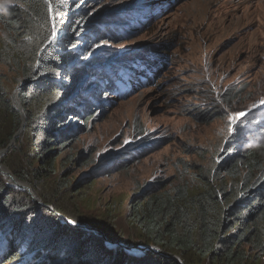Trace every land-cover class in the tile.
Instances as JSON below:
<instances>
[{
  "label": "rangeland",
  "instance_id": "1",
  "mask_svg": "<svg viewBox=\"0 0 264 264\" xmlns=\"http://www.w3.org/2000/svg\"><path fill=\"white\" fill-rule=\"evenodd\" d=\"M9 5L11 0H0V6ZM79 10L116 15L111 28L125 25L128 32L124 37L110 32L108 40L97 42L79 38L78 49H93L92 59L98 62L95 67L101 70L97 74L94 69L80 85L88 89L89 82L97 80L103 99L90 116L71 120L70 143L57 160L56 174L44 176L35 188L23 183L32 187L37 199L29 197L34 204L42 207L50 200L73 218L82 215L78 218L82 222H69L92 228L94 231L77 227L98 234L107 246V241L140 246V235L127 219L131 204L185 183L198 185L200 175L214 170L232 148L233 131L240 129L247 117L264 114V0H86ZM116 32L119 34L120 29ZM64 35L65 30L60 29L59 40ZM102 35L108 33L102 31ZM3 36L0 24V45ZM133 52L145 58L131 61L125 69L133 72L128 79L138 77L141 85L125 97H117L115 88L114 96L104 93L109 77L117 81L115 68L122 64L120 57ZM110 58L112 69L105 64ZM145 59H155L157 63L149 70L154 73L153 80L143 83L144 76L139 78L132 67L143 65L148 69ZM13 73L0 67L12 102L23 88L15 82ZM19 86L22 87L16 93ZM119 87L122 92L128 85L122 82ZM94 88L82 89L84 97H91ZM22 108L24 111L23 105ZM24 114L27 121L25 111ZM9 131L10 125L4 135ZM16 135L15 142L11 145V140L5 148L1 162L11 156V161L29 165L31 160L25 153L30 134L26 126ZM42 138L40 133L36 146H40ZM0 176L14 187L8 176L1 172ZM221 182L233 188L228 178H221ZM62 187L63 194L53 200ZM18 201L27 205L25 198ZM49 209L54 211L52 206ZM21 214L20 221H25L28 213ZM49 216L39 212L29 225H40L44 236L52 235ZM94 237L95 244L99 243ZM52 238L59 244L68 243L63 232ZM0 246H5L1 236ZM260 258L263 260L259 264H264L261 253L254 255L249 264H257ZM114 262L123 264L120 258Z\"/></svg>",
  "mask_w": 264,
  "mask_h": 264
},
{
  "label": "trees",
  "instance_id": "2",
  "mask_svg": "<svg viewBox=\"0 0 264 264\" xmlns=\"http://www.w3.org/2000/svg\"><path fill=\"white\" fill-rule=\"evenodd\" d=\"M85 1L52 0L48 4L45 0H11L12 5L0 6L4 35L0 45V67L5 66L9 72H14L15 82L23 85L19 99L26 112L25 126L30 134L25 156L31 160L25 167L6 156L2 164L19 181L34 188L44 176L56 174L57 160L70 143L71 120L90 116L98 110L103 99L102 87H98L97 80H91L88 89L80 85L94 69L98 70L97 74L101 70L95 67L98 62L92 59L93 49H78L79 38L84 36L97 42L99 39L108 40L110 32L119 37L128 32L125 25L111 28L110 23L115 22L116 15L102 12L94 15L79 10ZM54 25L65 30V35L58 45L50 47ZM117 29H120L119 34ZM102 31L108 35H102ZM88 44L89 41L85 45ZM142 56L140 52L121 56L122 64L115 68L117 81L109 77L104 93L114 96L116 83L130 74L125 67H130L131 61L138 62ZM112 60L105 62L109 69H112ZM145 60L149 62L148 69L143 65L132 67L139 78L144 76V83L153 80L154 73L149 70L157 63L155 59ZM75 61L78 62L74 64ZM5 78L0 74V150L7 147L23 124L21 114L7 94ZM93 87L91 97H84L81 90ZM122 93L119 87L116 96L125 97ZM261 118L264 114L249 116L240 129L233 131L230 138L234 141L232 148L214 170L200 175V180H196L198 185L185 183L171 191L138 198L131 204L127 219L140 235L137 245L159 247L181 257L186 264H203L205 261L249 264L257 253L264 255V120ZM37 120L42 123L37 124ZM9 125L10 131L4 135ZM40 133L43 138L38 147L35 144ZM221 178L231 180L233 188H229L227 182L222 183ZM63 191V187L59 188L53 200ZM24 198L27 205L18 201ZM50 206L54 211L49 209ZM24 211L28 213L27 219L20 221ZM39 212L50 215L51 234L56 236L63 232L68 243L54 242V236L43 235L40 225H29ZM58 214L76 223L83 221L78 220L82 215L73 218L62 206L54 207V201L48 200L44 206H37L26 191L8 185L0 176V236L5 241V246H0V264H12L18 259L21 264H115L117 258L123 264H177L153 252L137 258L129 255L123 247L109 248L99 240L98 234L71 227L63 223ZM94 236L98 237L99 243L95 244ZM120 243L128 247L133 245L128 241ZM262 260L260 258L257 264Z\"/></svg>",
  "mask_w": 264,
  "mask_h": 264
},
{
  "label": "water",
  "instance_id": "3",
  "mask_svg": "<svg viewBox=\"0 0 264 264\" xmlns=\"http://www.w3.org/2000/svg\"><path fill=\"white\" fill-rule=\"evenodd\" d=\"M23 86V85H22ZM22 86H19L17 87V90H16V93L18 92V90L22 87ZM13 103H14V107L19 111V113L21 114V118H22V121H23V124L22 126L20 127V129L18 130V133H20L23 129V127L25 126V114H24V111H23V108H22V104L19 100V96L18 94L15 95L13 97ZM17 135L15 136V138L13 139L11 145L15 142V139H16ZM5 150V149H4ZM7 150L5 151H1L0 152V172L3 173L4 175L8 176L10 181H14V183H12V185H15L14 187L20 189V190H23V191H26L28 194H30L32 196V198L35 200L36 196L33 195L32 191V187L29 186L28 184H25L19 180H17V178L11 174L9 172V170L7 168H5V166L2 164L1 162V158L3 156L4 153H6ZM37 199V198H36ZM38 203V202H37ZM39 205H41L39 203ZM58 217L66 224L70 225V226H76L74 224H72L71 222H69V220H67L64 216L58 214ZM76 227H82V226H79L77 225ZM83 229H86V230H89V231H94L92 228L88 227V226H84L82 227ZM107 244L109 247L111 248H116L117 246H121L123 247L127 253L129 255H132V256H138V257H143L145 256V254L147 252H153V253H156L158 255H161V256H164V257H167V258H170L172 260H174L177 264H184L182 259L179 257V256H176L174 254H170V253H166L164 252L161 248L159 247H156V246H147V245H140V246H134V247H128V246H125V245H119V244H113V243H110L107 241ZM138 252V253H137Z\"/></svg>",
  "mask_w": 264,
  "mask_h": 264
},
{
  "label": "snow or ice",
  "instance_id": "4",
  "mask_svg": "<svg viewBox=\"0 0 264 264\" xmlns=\"http://www.w3.org/2000/svg\"><path fill=\"white\" fill-rule=\"evenodd\" d=\"M46 3L48 4H51L52 3V0H45ZM59 13L57 12L56 13V16H58ZM53 19H55V17H53ZM59 23V21H58ZM59 31L60 29L54 25L52 30H51V33H50V40H49V46H56L59 44ZM57 76H59V73H56ZM262 105H264V101L261 102ZM243 115V114H241Z\"/></svg>",
  "mask_w": 264,
  "mask_h": 264
},
{
  "label": "bare ground",
  "instance_id": "5",
  "mask_svg": "<svg viewBox=\"0 0 264 264\" xmlns=\"http://www.w3.org/2000/svg\"><path fill=\"white\" fill-rule=\"evenodd\" d=\"M11 183H14V181H11ZM15 186V185H14ZM33 195L35 196L34 192L32 191Z\"/></svg>",
  "mask_w": 264,
  "mask_h": 264
}]
</instances>
